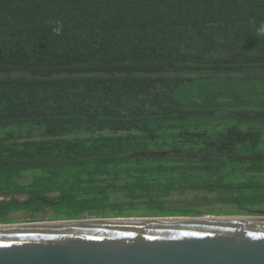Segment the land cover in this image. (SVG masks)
I'll return each mask as SVG.
<instances>
[{"label": "trees", "instance_id": "1", "mask_svg": "<svg viewBox=\"0 0 264 264\" xmlns=\"http://www.w3.org/2000/svg\"><path fill=\"white\" fill-rule=\"evenodd\" d=\"M261 26L264 0H0V223L264 214Z\"/></svg>", "mask_w": 264, "mask_h": 264}, {"label": "water", "instance_id": "2", "mask_svg": "<svg viewBox=\"0 0 264 264\" xmlns=\"http://www.w3.org/2000/svg\"><path fill=\"white\" fill-rule=\"evenodd\" d=\"M0 264H264V214L0 223Z\"/></svg>", "mask_w": 264, "mask_h": 264}, {"label": "rangeland", "instance_id": "3", "mask_svg": "<svg viewBox=\"0 0 264 264\" xmlns=\"http://www.w3.org/2000/svg\"><path fill=\"white\" fill-rule=\"evenodd\" d=\"M235 85H236V84H234L233 87H234ZM250 87H251L252 91H254V92L256 91V89H255V87H254L253 84H252ZM218 88H219V89H222V86H218ZM227 88H228V86H227ZM241 88H243L241 85H236V89H237V90H239V89H241ZM246 90L248 91V88H246ZM261 92H264V88L261 89ZM23 214H24V212H20V213L17 214V216L21 218V217L23 216Z\"/></svg>", "mask_w": 264, "mask_h": 264}, {"label": "clouds", "instance_id": "4", "mask_svg": "<svg viewBox=\"0 0 264 264\" xmlns=\"http://www.w3.org/2000/svg\"><path fill=\"white\" fill-rule=\"evenodd\" d=\"M259 35H264V26H261V28L258 30Z\"/></svg>", "mask_w": 264, "mask_h": 264}]
</instances>
